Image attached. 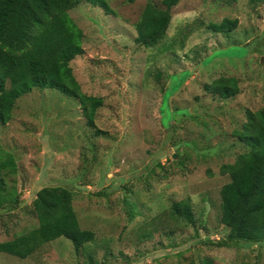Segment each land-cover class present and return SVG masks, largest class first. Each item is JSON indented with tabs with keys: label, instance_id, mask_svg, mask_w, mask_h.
<instances>
[{
	"label": "rangeland",
	"instance_id": "obj_1",
	"mask_svg": "<svg viewBox=\"0 0 264 264\" xmlns=\"http://www.w3.org/2000/svg\"><path fill=\"white\" fill-rule=\"evenodd\" d=\"M89 1L69 10L85 53L71 61L81 91L102 99L95 125L79 98L35 88L17 100L0 147L17 172L2 177L19 202L0 208V242L38 226L32 212L46 186L73 191L80 226L93 241L66 237L0 264H264V242L232 241L221 222L222 168L248 148L236 135L247 112L264 108V0H180L165 38L136 41L149 2ZM238 20L230 33L211 23ZM236 80L225 98L209 90ZM175 91V92H174ZM191 204V214L173 204Z\"/></svg>",
	"mask_w": 264,
	"mask_h": 264
},
{
	"label": "trees",
	"instance_id": "obj_2",
	"mask_svg": "<svg viewBox=\"0 0 264 264\" xmlns=\"http://www.w3.org/2000/svg\"><path fill=\"white\" fill-rule=\"evenodd\" d=\"M82 1L0 0V124L10 121L19 98L35 88H50L79 98L88 123L95 125L94 116L102 99L81 91L71 67V61L85 53L84 32L69 14ZM86 1L116 14L106 0ZM179 1L162 0L164 7L149 2L136 24V41L146 47L161 42L171 23V10ZM210 26L217 32L230 33L237 28L238 20L224 19ZM209 90L225 98L239 91L231 77H220ZM236 135L248 149L234 163L222 168L231 180L221 189V222L228 228L232 241L264 242V108L248 110L247 121ZM4 156L0 147V208L19 202L16 190L8 191L2 177L6 168H10V173L17 172L16 161L13 155ZM73 198V191L62 186L40 189L32 203L38 226L15 239L0 242V252L26 258L60 237L71 240L79 252L96 234L81 228ZM191 212L188 202L173 204L174 214Z\"/></svg>",
	"mask_w": 264,
	"mask_h": 264
}]
</instances>
